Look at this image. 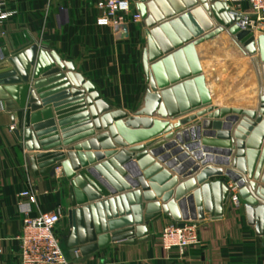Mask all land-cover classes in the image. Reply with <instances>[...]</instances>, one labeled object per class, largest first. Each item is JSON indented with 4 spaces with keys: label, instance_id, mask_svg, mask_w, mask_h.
I'll list each match as a JSON object with an SVG mask.
<instances>
[{
    "label": "crops",
    "instance_id": "1",
    "mask_svg": "<svg viewBox=\"0 0 264 264\" xmlns=\"http://www.w3.org/2000/svg\"><path fill=\"white\" fill-rule=\"evenodd\" d=\"M97 1L7 0L5 9L10 14L0 23V56H4L0 61V72L10 66L8 57L35 45L37 51L44 49L47 52L48 60L53 62L54 67L65 77L69 89L66 90L68 95L62 98H59L60 93L51 92L59 83L53 80L52 77L55 76L38 78L39 81H44L39 89H49L47 92L50 91V95L47 97L46 105L43 104L41 110L36 113L48 109L50 117L44 120L41 116L36 124L46 126L45 129H56L60 153L64 154V159H68L67 153H70L76 162H80V155L83 159H88L87 155H93V150L89 146L84 148L83 144H87L100 131L87 136L90 126L74 120V113L81 104L71 102L73 91L83 93L85 101L90 98V91H95L100 100L111 109L133 115L142 107L149 88L146 27L137 3L131 0V13L123 18L119 27L115 28L102 20L101 12L96 7ZM215 2L224 4V7L231 11H249L246 3L238 7L235 3L223 0ZM157 8L160 10L159 6ZM162 15L164 16L163 13ZM210 19L214 21L212 17ZM171 29L176 37L171 39L167 34L166 36L176 48L173 43H184V35L177 33L174 28ZM194 54L201 73L197 77L190 76L194 86L187 87L185 92L191 105L200 103V106L176 117L155 113L152 119L166 122L168 130H164L162 138L155 140L154 143L172 139L177 132L200 123L204 117H197V113L209 107L247 111L255 110L258 105L256 69L259 68L258 52L254 56L248 55L227 31L222 30L214 38L195 46ZM185 60L187 69L191 70L189 61L186 58ZM241 60L242 69L233 75L231 64L235 66L239 63V67ZM38 80L31 77V83ZM7 98L8 95L0 90V264H19L20 249L17 236L21 232L26 214L35 217L57 206L62 207L63 217L56 225L55 231L65 255L73 264H264V239L256 233L254 226L248 224L243 201L237 208L231 204L232 183L223 176L208 179L222 182L229 190V197L224 204L221 218L213 219L205 213L204 219L197 222L199 245L189 247L183 253L177 249L165 251L161 246L160 234L166 224L174 221L169 215L160 212L146 225L148 240L136 243L110 242L89 256L82 257L76 253L74 259H71L68 250L80 239L89 236L92 230L91 219L82 210L85 204L76 202L62 167L56 168L54 176L34 173L30 154L52 153L58 148L42 151L36 147L38 144L36 138L27 140L24 124L19 128L17 121L13 123L11 120L15 114L16 104ZM195 116L196 118L192 119ZM61 117L66 120L62 126L59 125ZM23 121L25 123V119ZM12 126L13 130L10 129ZM114 147L116 151L123 149L115 143ZM249 150L257 152L254 161L256 168L261 158L264 159V135L255 142L248 143L246 140L245 159L248 158ZM170 152L171 150L166 151ZM182 153L189 152L183 150ZM182 153L170 157V160L178 159ZM190 159L193 163L183 167L179 174L172 169L165 170L171 177L178 179L177 185L185 179L194 177L203 168L201 161L192 157ZM161 165L164 167L163 163ZM178 165L179 168L182 167V164ZM192 171L193 174L184 178ZM162 180V187L170 182L165 178ZM177 185L162 191L161 195L171 192L173 200ZM28 189L36 195L35 204H30L26 197L20 196ZM103 199L106 198L99 201ZM161 199L157 198L154 202L161 205ZM148 203L141 198L143 217ZM71 210H74L72 219L69 216ZM115 210L119 215L116 204Z\"/></svg>",
    "mask_w": 264,
    "mask_h": 264
},
{
    "label": "water",
    "instance_id": "2",
    "mask_svg": "<svg viewBox=\"0 0 264 264\" xmlns=\"http://www.w3.org/2000/svg\"><path fill=\"white\" fill-rule=\"evenodd\" d=\"M134 1L146 27L149 88L142 107L133 115L111 109L95 91H90L91 96L86 101L83 93L73 91L71 102L81 104L74 113V120L90 126L87 136L100 131L87 144H83L84 148L89 146L94 152L92 156H86L88 159L80 155V162H76L70 153H67L68 159H64L56 129H45L46 126L36 124L41 116L44 120L50 117L48 109L36 113L43 104L46 105L50 95V91L47 92L49 89H39L44 81L38 78L55 76L53 80L59 83L51 92L60 93L59 98L68 95L66 90L69 89L65 77L48 60L44 49L37 51L34 45L8 57L10 66L0 72V90L16 104L12 122L16 120L19 128L24 124L25 138H36V147L40 150L58 148L52 153L30 154L34 173L54 176L56 168L62 167L76 202L85 204L82 210L91 219V233L70 247V258L74 259L76 253L82 257L89 256L110 242L148 240L146 225L160 212L169 215L180 226L185 221L203 220L205 213L213 219L221 218L229 190L220 181H208L213 176H223L237 188L248 224L254 226L256 233L264 239V159L261 158L254 168L257 152L249 150L248 158H244L246 140L248 143L255 142L264 135V35L256 36L251 30L241 29L237 25L240 18L215 0ZM171 28L184 35L185 44L175 42L174 48L166 36L171 39L176 37ZM222 30L227 31L248 55L259 53V68H256L253 60L258 76L256 109L241 111L209 107L197 113V117H204L200 123L177 132L172 139L154 143L162 138V132L168 128L166 122L152 119L155 113L176 117L200 106V103L191 105L185 92L187 87L194 86L190 76L197 77L201 73L194 47L214 38ZM185 58L191 70L187 69ZM31 77L38 81L31 83ZM59 119L60 126L66 123L63 117ZM114 143L123 149L116 151ZM170 150V153H166ZM183 150L190 154L182 153ZM180 153L178 159L170 160V157ZM190 157L201 161L203 168L194 177L177 185L178 179L165 170L172 169L179 174L183 167L193 163ZM178 164H182V167L179 168ZM164 178L170 182L162 187ZM176 185L173 200L171 192L161 195L162 191ZM186 191L192 192L187 194ZM142 197L149 202L144 217ZM102 198L106 199L99 201ZM157 198H162L161 205L154 202ZM115 204L119 208V215ZM73 214L74 210H71V219Z\"/></svg>",
    "mask_w": 264,
    "mask_h": 264
},
{
    "label": "built area",
    "instance_id": "3",
    "mask_svg": "<svg viewBox=\"0 0 264 264\" xmlns=\"http://www.w3.org/2000/svg\"><path fill=\"white\" fill-rule=\"evenodd\" d=\"M235 3L238 7L246 3L249 11H233L240 18L237 25L241 29L251 30L255 35H264V0H223ZM7 0H0V23L10 12L5 9ZM97 9L104 22L117 28L123 18L132 11L131 0H98ZM135 17H138L135 15ZM1 109V107H0ZM11 130L14 127H10ZM30 204H35V193L28 189L20 194ZM230 201L234 207H240L242 200L237 188L230 185ZM63 217L61 206L42 212L35 217L26 214L22 229L17 236L19 241V264H73L65 255L55 227ZM161 246L165 251L177 249L183 253L187 248L200 244L198 225L194 221H185L182 226L177 222L166 224L160 234Z\"/></svg>",
    "mask_w": 264,
    "mask_h": 264
},
{
    "label": "rangeland",
    "instance_id": "4",
    "mask_svg": "<svg viewBox=\"0 0 264 264\" xmlns=\"http://www.w3.org/2000/svg\"><path fill=\"white\" fill-rule=\"evenodd\" d=\"M238 64L239 63H237V65H235V66H233V64H231V72H232L233 75L237 74L238 70L240 68L242 69V64H243L242 60H241V66L238 67Z\"/></svg>",
    "mask_w": 264,
    "mask_h": 264
},
{
    "label": "bare ground",
    "instance_id": "5",
    "mask_svg": "<svg viewBox=\"0 0 264 264\" xmlns=\"http://www.w3.org/2000/svg\"><path fill=\"white\" fill-rule=\"evenodd\" d=\"M257 35V34H256ZM258 36V35H257Z\"/></svg>",
    "mask_w": 264,
    "mask_h": 264
}]
</instances>
